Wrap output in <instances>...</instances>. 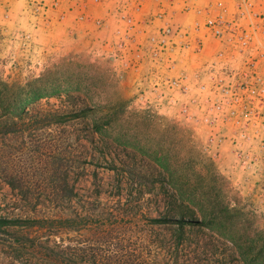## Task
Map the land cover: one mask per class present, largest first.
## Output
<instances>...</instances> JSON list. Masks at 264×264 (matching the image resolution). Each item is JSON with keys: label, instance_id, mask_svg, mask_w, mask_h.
Listing matches in <instances>:
<instances>
[{"label": "rangeland", "instance_id": "obj_1", "mask_svg": "<svg viewBox=\"0 0 264 264\" xmlns=\"http://www.w3.org/2000/svg\"><path fill=\"white\" fill-rule=\"evenodd\" d=\"M188 5L0 0V216L24 220L0 264H53L55 241L58 264H264V173L235 154L259 153L262 128L187 121L171 86L215 52L181 44L203 18Z\"/></svg>", "mask_w": 264, "mask_h": 264}, {"label": "built area", "instance_id": "obj_2", "mask_svg": "<svg viewBox=\"0 0 264 264\" xmlns=\"http://www.w3.org/2000/svg\"><path fill=\"white\" fill-rule=\"evenodd\" d=\"M205 1L199 6L198 0H186L191 6L184 10L203 18L181 40L184 48L197 52L214 40L215 52L202 70L205 78L195 73L186 83L174 80L171 86L189 97L182 105L187 121H204L219 131L233 125L241 137L242 129L253 132L260 125L262 129L248 136L259 141V153L238 151L236 143L235 154L243 171L264 173V0ZM160 40L167 43L165 37ZM196 107L199 112L192 110Z\"/></svg>", "mask_w": 264, "mask_h": 264}, {"label": "trees", "instance_id": "obj_3", "mask_svg": "<svg viewBox=\"0 0 264 264\" xmlns=\"http://www.w3.org/2000/svg\"><path fill=\"white\" fill-rule=\"evenodd\" d=\"M3 101H5V107L8 109V112H10L11 108H12V106H11V101H12L11 95L10 94H6L3 100L0 99V103L2 104ZM18 108H19V105H18V103H16V105H14V109H18ZM10 120H11V118L9 117V121ZM11 130L12 129H8V131H11ZM100 131H102V130H100ZM131 179L133 181V175L132 174H131ZM120 182H122V181H119V184H120ZM173 195L175 197V200H177L179 198L182 199L185 196V192L182 191V190H176L175 189V191H173ZM210 213H207V212L203 213V216L205 217V221H202L200 224H205V225H209V223L210 224H216V222L219 221L220 213L218 211H211ZM206 219L209 221V223L206 222L207 221ZM46 220L49 221L50 224H51L49 226V234L50 235H52L53 233H56V232L57 233L60 232V228L63 227V221L61 219H46ZM23 222H24V220L19 219V218H8V217L0 216V233L9 232L7 230V228L17 226L19 224H22ZM155 222H159V223L167 222V219L166 218H159V219L155 220ZM178 222L182 224L183 220L179 219ZM72 227H73V225H71L70 228H72ZM41 228H44V227L42 226ZM52 228H54V229L52 230ZM73 228H76V227L74 226ZM59 246H60V244L57 241H55V246L52 247V248H48V250L53 253V255H51L49 257V261L51 263H53V264L54 263L55 264L60 263L61 256H60V253L58 252ZM56 249H57V251H56ZM243 257H244L245 260H248V254L247 253H243ZM251 261L252 260L249 258V262H251ZM73 264H78V263L74 262Z\"/></svg>", "mask_w": 264, "mask_h": 264}]
</instances>
